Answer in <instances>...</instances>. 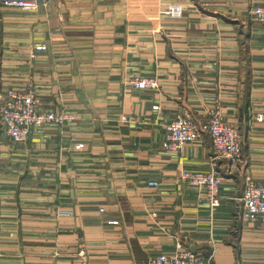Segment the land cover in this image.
I'll return each mask as SVG.
<instances>
[{
    "label": "crops",
    "instance_id": "1",
    "mask_svg": "<svg viewBox=\"0 0 264 264\" xmlns=\"http://www.w3.org/2000/svg\"><path fill=\"white\" fill-rule=\"evenodd\" d=\"M170 4L183 6L182 18L164 15ZM257 6L264 0L0 8V89L32 82L43 109L76 116L26 143L0 134V264H152L183 250L210 264H264V224L237 219L247 181L264 183ZM136 75L157 78L159 88H132ZM215 106L241 131L239 165L214 160L205 132L177 152L164 148L177 113L204 125ZM185 170L217 173L218 208L179 181Z\"/></svg>",
    "mask_w": 264,
    "mask_h": 264
},
{
    "label": "built area",
    "instance_id": "2",
    "mask_svg": "<svg viewBox=\"0 0 264 264\" xmlns=\"http://www.w3.org/2000/svg\"><path fill=\"white\" fill-rule=\"evenodd\" d=\"M2 7L17 9L23 12H36L43 6L38 0H3ZM46 5V4H45ZM164 15L172 18H182L184 10L181 4H171ZM254 18L264 23V6H257L253 12ZM129 85L138 90H155L159 88L157 78L136 75L129 80ZM37 88L32 84L23 90H0V123L4 126L7 136L15 143L27 142L34 130L48 125L74 121L76 116L64 111H46L41 107ZM256 119L264 122V113H258ZM166 135L164 148L167 151L177 152L184 145L198 141L203 132L211 140L214 160L227 161L231 166L239 165L243 160L241 146V131L237 125L225 122L218 107H212L207 112L206 124L195 122L189 115L177 113L165 126ZM76 150H83L84 143L76 144ZM181 183L202 188L204 196L201 199L210 206L211 210L221 205V180L215 171L185 170L179 178ZM149 186L158 187V182L151 181ZM105 209H101L104 212ZM237 219L240 222H259L264 224V183L248 180L243 194V205L238 211ZM110 224H118L117 221ZM203 254L183 250L173 255L160 254L151 260L152 264H210Z\"/></svg>",
    "mask_w": 264,
    "mask_h": 264
},
{
    "label": "rangeland",
    "instance_id": "3",
    "mask_svg": "<svg viewBox=\"0 0 264 264\" xmlns=\"http://www.w3.org/2000/svg\"><path fill=\"white\" fill-rule=\"evenodd\" d=\"M39 1V3H41L43 6H41V7H46L48 4H49V2H50V0H44V1H42V0H38ZM3 1L1 0L0 1V3H2ZM46 4V5H45ZM171 5V4H170ZM2 7V5L0 6V8ZM40 7V8H41ZM3 8H6V7H3ZM167 10V9H166ZM30 84H32L34 87H36L35 86V84L34 83H29V84H27V86L28 85H30ZM25 89V88H24ZM1 90V89H0ZM8 90H17V89H6V90H1L2 92H5V91H8ZM136 90H138V89H136ZM38 97L40 98V96L38 95ZM40 101H41V104H42V100H41V98H40ZM41 107H42V105H41ZM42 109H43V107H42ZM43 110H45V109H43ZM46 111H49V110H46ZM76 120V119H75ZM74 120V121H75ZM74 121H69V122H74ZM69 122H65L63 125H60V124H53V125H56V126H64L66 123H69ZM0 134H2L3 133V131L5 132V134H6V131H5V128H4V126L0 123ZM31 135V134H30ZM6 136H7V134H6ZM8 137V136H7ZM9 138V137H8ZM29 138H30V136L28 137V140H29ZM28 140H27V142H28ZM12 141V140H11ZM13 142V141H12ZM13 143H15V142H13ZM24 143H26V142H24ZM15 144H21V143H15Z\"/></svg>",
    "mask_w": 264,
    "mask_h": 264
}]
</instances>
